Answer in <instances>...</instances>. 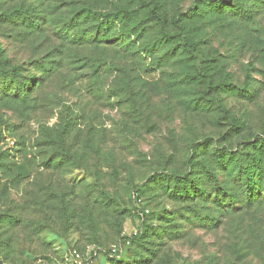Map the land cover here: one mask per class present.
Returning a JSON list of instances; mask_svg holds the SVG:
<instances>
[{
	"label": "rangeland",
	"instance_id": "1",
	"mask_svg": "<svg viewBox=\"0 0 264 264\" xmlns=\"http://www.w3.org/2000/svg\"><path fill=\"white\" fill-rule=\"evenodd\" d=\"M1 213L0 264H264V0H0Z\"/></svg>",
	"mask_w": 264,
	"mask_h": 264
},
{
	"label": "trees",
	"instance_id": "2",
	"mask_svg": "<svg viewBox=\"0 0 264 264\" xmlns=\"http://www.w3.org/2000/svg\"><path fill=\"white\" fill-rule=\"evenodd\" d=\"M27 14H29V12L28 11H25V12H23V13H19V18L20 17H23V16H25V15H27ZM176 22V21H175ZM177 28H178V31L180 32V28L177 26ZM182 48H183V51L186 53V54H188V55H192V56H194L195 55V50H194V48L193 47H191L187 42H186V40H182ZM202 74V73H201ZM200 74V75H201ZM19 75H18V73H16L15 71H14V73H13V78L14 79H17V77H18ZM206 77V76H205ZM18 80V79H17ZM63 154V153H62ZM61 154V155H62ZM24 168L23 167H16V168H14L13 169V172H15L16 174H17V178L15 179V180H17L18 178H23L24 180L27 178L26 177V175H25V172H24ZM28 173V172H27ZM26 177V178H25ZM170 177H172V178H174L175 180L176 179H178L175 175H171ZM14 180V179H13ZM14 180V181H15ZM218 181V180H217ZM19 183H20V181H18L16 184H15V186H17V185H19ZM213 186H214V188H215V190H217V191H220V189H219V182H216L215 184H213ZM139 195H140V190H138V189H136V191H135V194H134V196L135 197H139ZM59 201H61V200H59ZM62 204L64 203V201H62L61 202ZM29 206H31V204H29ZM33 207V204H32V206H31V208ZM59 210V209H58ZM49 211L50 210H46V214H48L49 213ZM138 213V212H137ZM136 218L138 219V221H139V223H141V220H142V215H140V214H136ZM15 221H16V219L15 218H12V216H10V215H5V214H0V230H1V228H4L3 230H2V232H4L5 231V229H6V227L7 226H9V228H7L6 229V231L5 232H9L10 231V227L11 226H13L14 224H15ZM2 236H3V233H1L0 234V239L2 238ZM10 236H11V234L8 236V239L10 238ZM140 237V235L138 234V235H135V236H133V238H132V240H137L138 238ZM4 244H5V240H4ZM6 245V244H5ZM105 254H107V253H105ZM119 256H117V257H110V260L111 261H116V260H118L117 258H118Z\"/></svg>",
	"mask_w": 264,
	"mask_h": 264
},
{
	"label": "built area",
	"instance_id": "3",
	"mask_svg": "<svg viewBox=\"0 0 264 264\" xmlns=\"http://www.w3.org/2000/svg\"><path fill=\"white\" fill-rule=\"evenodd\" d=\"M129 244L128 241H120L119 243L111 245L107 250H104L109 257H117L123 252L125 245ZM96 256V251L90 255L87 259H81L80 254L76 250H72L71 257L74 260V264H92V258Z\"/></svg>",
	"mask_w": 264,
	"mask_h": 264
}]
</instances>
